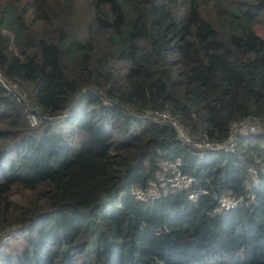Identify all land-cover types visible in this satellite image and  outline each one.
<instances>
[{
    "label": "trees",
    "instance_id": "16d2710c",
    "mask_svg": "<svg viewBox=\"0 0 264 264\" xmlns=\"http://www.w3.org/2000/svg\"><path fill=\"white\" fill-rule=\"evenodd\" d=\"M85 13L78 33L74 0H0V264H264V133L199 156L149 115L217 142L233 120L264 124V0H87ZM176 155L191 187L131 194ZM218 192L244 199L220 209Z\"/></svg>",
    "mask_w": 264,
    "mask_h": 264
},
{
    "label": "built area",
    "instance_id": "2783aa9c",
    "mask_svg": "<svg viewBox=\"0 0 264 264\" xmlns=\"http://www.w3.org/2000/svg\"><path fill=\"white\" fill-rule=\"evenodd\" d=\"M156 117L161 121L173 124L183 141L191 143L196 147V152L200 155L203 154L205 149L233 150L236 138L239 134L264 132V125L255 118L250 117L243 120H233L228 139L226 141L217 142L207 138H199L191 134L167 111H158ZM183 163L184 160L180 155L174 158L163 159L161 167L158 170L157 179L151 180L146 188H133L132 193L138 198L149 199L162 195L167 191L169 186H174L176 188L191 187L196 179L193 174L183 170ZM249 169L256 174V168L254 166H249ZM204 191H207V189H195L190 192L189 196L195 198L200 192ZM252 195L254 196V194ZM215 197L221 209L234 207L238 204L239 200L243 199L242 194L234 197L227 192L215 194Z\"/></svg>",
    "mask_w": 264,
    "mask_h": 264
},
{
    "label": "rangeland",
    "instance_id": "374dc122",
    "mask_svg": "<svg viewBox=\"0 0 264 264\" xmlns=\"http://www.w3.org/2000/svg\"><path fill=\"white\" fill-rule=\"evenodd\" d=\"M86 2L87 0H74L75 5V22H74V28L78 33H81L82 25L84 24V18H85V12H86ZM254 30L260 34L262 37H264V13H262L257 19L253 21L252 24ZM11 86V85H10ZM15 86V84H13ZM12 87V86H11ZM36 120H30L32 125H39L40 118L39 116L35 115ZM13 195H17L19 193L18 190L15 189V187L12 189ZM19 239H22L20 237L14 238L13 236H2L1 240L4 242V248H12L13 244L17 243Z\"/></svg>",
    "mask_w": 264,
    "mask_h": 264
},
{
    "label": "clouds",
    "instance_id": "9594fccd",
    "mask_svg": "<svg viewBox=\"0 0 264 264\" xmlns=\"http://www.w3.org/2000/svg\"><path fill=\"white\" fill-rule=\"evenodd\" d=\"M150 111V110H149ZM162 111H165V110H162ZM158 111H150V113H149V115H151V113L153 114V116H154V118L155 119H157L158 121H160V122H163V123H168V124H170V125H172V126H174L173 124H171V123H169V122H165V121H161V120H159L157 117H156V113H157ZM167 112H169V111H167ZM169 114L174 118V119H176L170 112H169ZM35 115H37L35 112H29V114H28V118H29V121L31 120H36V118H35ZM38 116V115H37ZM177 120V119H176ZM30 121V122H31ZM178 121V120H177ZM179 123H180V121H178ZM181 124V123H180ZM262 124V123H261ZM182 125V124H181ZM264 125V124H263ZM183 126V125H182ZM175 127V126H174ZM184 127V126H183ZM176 128V127H175ZM185 128V127H184ZM186 129V128H185ZM187 130V129H186ZM176 131H177V129H176ZM188 131V130H187ZM189 132V131H188ZM258 133H264V132H257V133H245V134H243V135H249V134H258ZM177 134H178V131H177ZM239 135H242V134H239ZM238 135V136H239ZM178 136H179V134H178ZM180 137V136H179ZM181 138V137H180ZM181 140L183 141V139L181 138ZM183 142H185V141H183ZM236 142H237V138H236ZM185 143H187V144H189V145H191V147H192V151H197V148L196 147H194L191 143H188V142H185ZM235 145H236V143H235ZM235 148V147H234ZM208 150H227V149H205L204 150V152H203V154H198L197 152V154L199 155V156H202V155H205L206 153H207V151ZM234 150V149H233ZM227 151H232V150H227ZM9 156H11L10 154H8L7 155V157H9ZM177 156V155H176ZM181 156V155H180ZM175 157V156H174ZM174 157H171V158H174ZM182 157V156H181ZM183 158V157H182ZM164 159H167V158H164ZM183 160H184V158H183ZM163 161V160H162ZM161 161V162H162ZM184 164V163H183ZM252 165V164H251ZM250 165V166H251ZM252 166H254V165H252ZM255 167V166H254ZM182 168H183V165H182ZM256 168V167H255ZM248 169H249V166H248ZM184 170V169H183ZM184 171H186V170H184ZM249 171H251L250 169H249ZM188 172V171H187ZM190 173V172H189ZM251 173H253L252 171H251ZM157 174H158V172H157ZM192 174V173H191ZM257 175H258V170H257V168H256V174L255 173H253V178H255V179H257ZM195 176V175H194ZM158 177V176H157ZM157 177L155 178V179H157ZM195 179H196V177H195ZM151 180H154V178H152V179H150L149 180V182H148V184H146V185H144V186H140V185H135V186H132L131 187V189H130V192H131V194L135 197V198H138V197H136L133 193H132V189L133 188H135V187H141V188H146L149 184H150V181ZM196 181H197V179H196ZM195 181V182H196ZM194 182V183H195ZM193 185V184H192ZM171 186H169L168 187V189L170 188ZM184 188H189V187H184ZM184 188H178V189H184ZM167 189V190H168ZM218 193H224V192H218ZM217 193V194H218ZM228 193V192H227ZM164 194V193H163ZM162 194V195H163ZM230 194V193H229ZM252 194H254V192H249V197H250V199L251 200H254L255 199V194H254V196L252 195ZM162 195H160V196H157V197H154V198H158V197H161ZM231 195V194H230ZM239 195H241V194H239ZM239 195H237V196H239ZM243 195V194H242ZM232 196H234V195H232ZM237 196H234V197H237ZM154 198H149V199H154ZM138 199H141V200H149V199H142V198H138ZM244 199V198H243ZM242 199V200H243ZM217 200V199H216ZM242 200H239L238 201V204L242 201ZM218 202V201H217ZM237 204V205H238ZM237 205H235V206H237ZM234 206V207H235ZM218 207H219V204H218ZM230 208H232V207H230ZM230 208H227V209H230ZM221 209V208H220ZM224 209V208H223ZM4 236V235H3ZM5 236H8V237H10V235H5ZM13 236V235H12ZM14 238H15V236H13ZM3 243V246H4V242H2ZM4 248V247H3ZM8 249H10V248H8Z\"/></svg>",
    "mask_w": 264,
    "mask_h": 264
}]
</instances>
